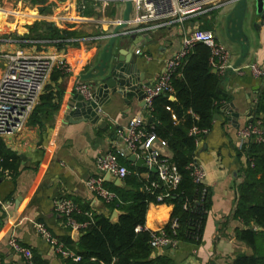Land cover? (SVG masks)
<instances>
[{"label": "crops", "instance_id": "obj_1", "mask_svg": "<svg viewBox=\"0 0 264 264\" xmlns=\"http://www.w3.org/2000/svg\"><path fill=\"white\" fill-rule=\"evenodd\" d=\"M44 7L30 11L28 17L16 18L25 21L46 19L60 32L77 31L82 36L64 41L21 40L16 37L19 29L9 33L7 41L0 40V54L13 53L23 49L30 55H57L67 57L78 65V75H63L48 84L53 87V95L61 98L65 106L76 93L81 83L91 86L97 79H84L100 60L102 51L117 27L116 20H122L125 6L118 4L111 7L105 15H100L94 2L90 1L87 9L78 13L69 0H41ZM38 4V3H37ZM233 6V5H232ZM231 5L216 10L208 15L193 19L183 25L171 28L152 30L135 35H123L129 27L119 32L120 39L126 40V50L132 49L141 54L138 59L140 73L144 83L155 84L164 69L165 63L173 57L182 46V40L195 28L213 31L218 41L223 42L231 51L233 64L240 54V46L230 42L225 35L226 17ZM39 11L43 16H39ZM24 14V13H22ZM25 15V14H24ZM53 20L52 22H49ZM5 30L12 31L14 24L5 22ZM71 28L66 30V28ZM244 32L249 40V54L242 67L255 65L262 72L256 76L246 69L242 73L229 72L223 78L221 89L229 97L220 112V120H215L212 129L197 146L196 164L203 170L205 177L202 185L210 192V210L206 220L203 242L200 245L177 243L174 252L163 251L161 256L170 259L173 264H233L240 255H251V249L236 240V230L242 229L243 223L233 218L238 203V190L245 180L248 168L247 151L242 149L238 138L237 124L228 121L229 111L237 113L238 125L245 126L255 118L253 109L259 93L264 89V12L257 15L253 6L247 12ZM13 35V37H12ZM108 39H100V37ZM17 38V39H16ZM28 37H26L27 39ZM63 42L58 47L56 43ZM45 45L50 50H41ZM87 55V57H86ZM0 64V73L2 71ZM214 72V69H213ZM96 73V72H95ZM143 89V88H142ZM125 97L118 92L110 93V102L101 108L100 117L106 126L88 122L69 123L65 115L47 116L40 114L35 123H27L15 136L4 140L6 146L21 158V165L16 175L0 178V197L13 200L5 211L0 207V259L2 264H26L22 257L14 253L8 241L14 235L33 254L38 255L48 264H66L55 247L45 242L36 231L35 224L43 223L54 239L71 236L76 242L74 230L65 224V219L57 215L53 202L58 197L74 201L81 208H90L93 213L106 211L105 205L92 193L86 182L100 175L97 168V157L112 150L113 140L129 121L144 116L146 125L151 119L136 96ZM175 101V97H170ZM163 156L171 158L167 147H160ZM120 158V164L130 170ZM131 166L135 163L128 162ZM137 167V166H136ZM138 168V167H137ZM140 169V168H139ZM133 172L145 182L150 181L151 172ZM131 172V171H130ZM137 172V173H135ZM132 174V173H131ZM155 174V173H154ZM122 187L126 186L125 179ZM19 203V206L16 204ZM174 206L169 203H151L146 213L145 230L159 232L164 230L170 221ZM76 219L80 223H84ZM255 230L258 227L255 226ZM81 234V232H80ZM264 244V235H260ZM158 255V250L154 251Z\"/></svg>", "mask_w": 264, "mask_h": 264}, {"label": "trees", "instance_id": "obj_2", "mask_svg": "<svg viewBox=\"0 0 264 264\" xmlns=\"http://www.w3.org/2000/svg\"><path fill=\"white\" fill-rule=\"evenodd\" d=\"M29 35H32L31 40L46 41H64L82 36L74 29L60 32L57 27L46 22H39L30 28ZM22 39H26V36ZM56 44L58 47L64 45L63 42ZM210 58L211 49L203 43L196 44L172 78V96L176 100L171 101L167 93L159 95L154 98L149 113L152 123L148 128L166 142L172 154L170 162L176 166L181 176L177 189L169 192L166 187L161 186L154 189L152 194L148 193L146 188L151 182L158 181V175L151 173L148 182L140 180L133 172L141 173L145 170L131 166L127 159L123 160V164L132 173L125 179L126 186L118 188L105 183L108 189L117 194L118 199L105 205L106 211L100 214L93 213L88 207L82 208L93 214V223L81 231L77 242L71 236L61 239L67 248L81 257L78 264H173L164 256L151 258L155 251L151 246L153 232L145 230L149 205H159L157 196L167 193L170 196L163 203L172 204L174 209L164 229L166 235L177 243L200 245L203 242L210 210V192L204 185L195 183L190 165L196 162L197 138L203 140L206 134L197 137L190 132L194 127L209 132L215 121L214 116L220 114L223 104L230 100L221 89L223 78L215 74L210 66ZM63 75L56 70L51 77V84ZM51 84L46 87L29 123L38 122L40 114L51 117L60 110L61 98L53 95ZM253 112L255 118L251 122L261 119L264 124V89L258 95ZM172 115L177 117V121L172 119ZM246 149L248 168L245 180L239 186L233 218L240 220L244 226L236 230V240L248 246L252 254L238 256L233 264H264V244L260 238V235H264V230L254 231L255 226L264 229V144L251 141ZM20 165L21 158L0 138V178L5 176V172L10 176L16 175ZM115 210L124 214L118 222L112 223L111 216ZM78 220L89 221L84 215L78 217ZM175 222L178 224L176 230L172 228ZM137 228H140L138 232ZM63 261L66 264H77L71 259ZM34 262L48 264L36 254Z\"/></svg>", "mask_w": 264, "mask_h": 264}, {"label": "built area", "instance_id": "obj_3", "mask_svg": "<svg viewBox=\"0 0 264 264\" xmlns=\"http://www.w3.org/2000/svg\"><path fill=\"white\" fill-rule=\"evenodd\" d=\"M69 1L72 2L73 8L78 13L84 12L90 1H93L94 8L99 9L100 15H105L111 7L118 4L126 7V2L130 1L132 3V11L127 26L130 30L123 33V35L127 36L183 25L188 21L226 7L236 0ZM114 23L119 25L121 20H116ZM109 37L104 36L100 37V39L105 40ZM198 43H203L211 49L210 66L217 71L220 77H225L230 72L233 66V56L230 49L223 42L217 40L213 31L195 28L183 38L180 51L167 60L159 80L155 84L143 87L146 115H149L152 110V103L155 97L164 93L172 97L174 93L172 78L182 66L193 47ZM0 64L3 65L0 73V138L2 139L15 136L23 130L39 104L47 85L50 83L52 74L56 70L64 75H78V65L67 57L30 55L23 49L4 55L0 54ZM246 69L252 71L256 76L262 75V72L255 65L247 66L246 68L241 66L235 69L234 72L242 73ZM76 93L85 96L88 100L92 97L89 86L84 83L76 87ZM167 110L170 111V108H167ZM172 119L177 121L175 115H172ZM207 133V131H200L197 127H194L190 132L192 136L197 137ZM238 138L241 147L251 141L264 144V124L262 120L258 119L255 123L251 122L241 127L238 130ZM201 140V138H197V146ZM156 144H159L162 148L167 147L166 142L148 128L144 116L132 118L128 125L118 132L117 137L113 140L112 150L97 157L96 164L100 175L90 178L86 182L88 189L104 205H109L116 201L118 199L117 194L105 185V175L110 173L121 180L126 179L131 175V172L120 164V158L127 159L132 155L144 160L149 168L157 170L158 181L150 183L146 188L148 193L152 194L154 189H159L161 186L166 187L169 192L177 189L181 182V176L176 166L170 162V158L163 156ZM190 168L192 169V177L195 183L202 185L205 177L203 170L196 162L192 163ZM5 175L10 177L8 172H5ZM169 196V193L158 195L156 198L157 203H163L165 198ZM12 204L13 200L7 201L0 197V207L5 211ZM53 209L57 215L65 219V224L74 231L81 232L93 223V214L91 212L83 211L74 201L65 197L55 199ZM81 215H84L89 221L78 222L76 217ZM35 226L40 237L45 242L53 245L64 259H71L77 264L81 261V257L74 250L67 248L64 243L54 239L43 223L35 224ZM177 227L178 224L175 222L172 228L176 230ZM139 230L140 228H137L136 232ZM167 245L175 247L177 242L169 238L164 230L152 233L151 246L155 251ZM8 246L14 253L22 257L26 264H35L33 251L23 246L14 235L10 237ZM0 264H2L1 259Z\"/></svg>", "mask_w": 264, "mask_h": 264}, {"label": "water", "instance_id": "obj_4", "mask_svg": "<svg viewBox=\"0 0 264 264\" xmlns=\"http://www.w3.org/2000/svg\"><path fill=\"white\" fill-rule=\"evenodd\" d=\"M126 7L121 23L115 28L111 39L104 47L100 60L93 70L84 79H97L91 86H89L92 92V97L88 100L81 94H75L71 100L65 105L61 106L57 113V116L65 115L67 122L77 124L82 122H90L92 124H98L100 126H106V122L100 117L101 108L110 102V93L118 92V94L125 97V101L128 103L127 96H136L141 102V107L146 108V102L144 101L145 94L143 87L150 85L144 83V75L140 73L138 67V59L140 53L135 50L130 52L126 50V40H119V32L128 26L130 14L132 11V3L126 2ZM231 11L226 17L225 21V35L227 39L240 46V54L232 66L230 72H234L235 69L241 67L249 54V40L244 32V22L250 6H253L255 13L261 15L264 12V0H236L232 4ZM96 72V73H95ZM217 74V71L214 70ZM227 109L221 111L226 112ZM228 121L232 122L236 129H239L237 113L231 112ZM215 120H220L219 114L214 116ZM152 123V119L148 120V124ZM128 162L135 163L140 169H149L144 160L138 159L136 155H132L127 158ZM150 171L157 174L155 168H150ZM105 182L113 184L118 188H123V180L108 173L105 175ZM99 201V199H97ZM19 206V203L16 204ZM124 213L115 210L111 216V222H118L120 216ZM263 231V228H258ZM254 231H257L254 229ZM73 236L76 242L81 237L80 232L74 231ZM174 252V247L167 245L166 247L158 250V255L155 252L151 255L152 259H155L162 255L163 251Z\"/></svg>", "mask_w": 264, "mask_h": 264}, {"label": "rangeland", "instance_id": "obj_5", "mask_svg": "<svg viewBox=\"0 0 264 264\" xmlns=\"http://www.w3.org/2000/svg\"><path fill=\"white\" fill-rule=\"evenodd\" d=\"M36 1H38V2H35V0H0V28L1 29L4 28L3 26L5 25L6 21H8V23H11V24L13 23L15 25V27L12 31L5 30L4 32H1L0 33V40H6L7 41L6 38L9 36V33L13 34L16 31V29H19L20 34H17L16 37L21 36L20 37L21 40L29 41V40H31L30 38L32 36V35H29V29L30 28L34 27L39 22L48 23L46 19H44V20L40 19L39 20V19L35 18L34 20H28V21H25L23 19H20V20L16 19V18L28 17L29 16L28 13L30 11L38 13L37 6L38 7H44L45 6V4L41 2V0H36ZM22 13H24L25 15ZM42 13L43 12L39 11V16H43ZM52 21L53 20H50L49 22H52ZM24 36H26L28 38L22 39V37H24ZM12 37H13V35H12ZM41 50L48 51V50H50V48L43 45V47H41ZM50 82H51V80H50ZM30 118L27 121V123L30 122ZM240 128L241 127H239V129ZM239 129H237V130H239ZM247 146H248V144L245 145L244 147H242V149L244 150ZM245 150L247 151V149H245Z\"/></svg>", "mask_w": 264, "mask_h": 264}, {"label": "bare ground", "instance_id": "obj_6", "mask_svg": "<svg viewBox=\"0 0 264 264\" xmlns=\"http://www.w3.org/2000/svg\"><path fill=\"white\" fill-rule=\"evenodd\" d=\"M13 24V23H12Z\"/></svg>", "mask_w": 264, "mask_h": 264}]
</instances>
